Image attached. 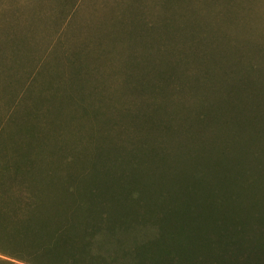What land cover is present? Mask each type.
Returning a JSON list of instances; mask_svg holds the SVG:
<instances>
[{
  "label": "trees",
  "instance_id": "obj_1",
  "mask_svg": "<svg viewBox=\"0 0 264 264\" xmlns=\"http://www.w3.org/2000/svg\"><path fill=\"white\" fill-rule=\"evenodd\" d=\"M195 14L199 29L188 25L180 44L172 41L182 46L179 61L168 48L160 71L149 68L143 111L112 99L74 105L100 129L118 132L124 118L147 134L103 138L115 149L100 159H140L144 168L147 159L163 165L203 150L198 159H212L218 176L213 191L138 192L129 168L116 182L100 175L90 183L81 174L33 177L25 160L0 162V264H264V0H202ZM183 91L190 109L180 107ZM164 131H182L183 140L169 147Z\"/></svg>",
  "mask_w": 264,
  "mask_h": 264
},
{
  "label": "rangeland",
  "instance_id": "obj_2",
  "mask_svg": "<svg viewBox=\"0 0 264 264\" xmlns=\"http://www.w3.org/2000/svg\"><path fill=\"white\" fill-rule=\"evenodd\" d=\"M200 2L0 0V162L25 160L36 166L33 177L81 174L90 183L100 175L116 182L120 170L129 168V183L138 192H212L218 176L212 159H198L203 150L194 159H163V165L147 159L144 168L134 163L140 159H100L99 153L115 149L103 148V138L135 142L146 133H136L124 118L118 132L100 129L96 119L74 105L81 98L92 105L112 99L140 113L149 68L160 71L168 48L179 61L182 46L172 41L180 44V30L188 25L193 32L199 29L202 18L194 13ZM156 75L149 74L150 79ZM183 76L180 71L175 81ZM138 82L142 87L136 91L122 89ZM180 100L182 109H190L185 91ZM178 134L160 133L169 147L176 137L183 140L182 131Z\"/></svg>",
  "mask_w": 264,
  "mask_h": 264
}]
</instances>
